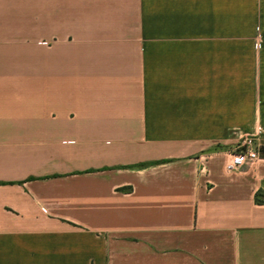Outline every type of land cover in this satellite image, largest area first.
<instances>
[{"label":"crops","instance_id":"crops-1","mask_svg":"<svg viewBox=\"0 0 264 264\" xmlns=\"http://www.w3.org/2000/svg\"><path fill=\"white\" fill-rule=\"evenodd\" d=\"M260 190L264 0H0V264H264Z\"/></svg>","mask_w":264,"mask_h":264},{"label":"built area","instance_id":"built-area-1","mask_svg":"<svg viewBox=\"0 0 264 264\" xmlns=\"http://www.w3.org/2000/svg\"><path fill=\"white\" fill-rule=\"evenodd\" d=\"M260 47V42L256 43ZM262 129L256 133L245 135L241 141L228 152L229 159L226 164L228 170H234L254 163L261 158L262 151Z\"/></svg>","mask_w":264,"mask_h":264},{"label":"trees","instance_id":"trees-1","mask_svg":"<svg viewBox=\"0 0 264 264\" xmlns=\"http://www.w3.org/2000/svg\"><path fill=\"white\" fill-rule=\"evenodd\" d=\"M261 190L260 191H258L257 193H256V197H255V200H256V202L257 203H259V204H264V199L263 198H261Z\"/></svg>","mask_w":264,"mask_h":264}]
</instances>
